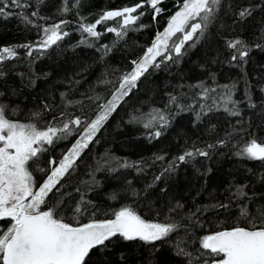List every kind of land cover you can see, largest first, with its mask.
<instances>
[{"label": "trees", "instance_id": "trees-1", "mask_svg": "<svg viewBox=\"0 0 264 264\" xmlns=\"http://www.w3.org/2000/svg\"><path fill=\"white\" fill-rule=\"evenodd\" d=\"M140 2L80 0L78 8L62 14L58 11L62 0H45L39 6L40 15L50 19L35 23L51 25L66 19L70 23L64 30L69 35L46 51H34L32 57L18 46L34 45L40 39V29L25 24L18 15L0 17V48L16 46L18 52V57L0 65L4 74L0 77V105L6 106L8 118L38 126L60 124L61 114L63 119L93 120L99 105L112 97L121 77L133 69L132 62L144 55L183 0H161L158 7L162 11L155 20L154 10L145 3L138 9L145 15L122 37L106 32L107 27H118L119 17L97 26L96 30L103 33L99 39L82 34L79 20L86 17L85 23H94L105 11ZM29 3L32 6L24 9L28 15L37 7L36 0ZM72 3L68 0L69 7ZM244 7L251 8L252 14L241 20L238 12ZM237 38L249 49L244 61H232L233 50L227 47L228 41ZM194 41L185 44L181 57L168 52L165 56L171 54L172 60L157 58V62L163 61L160 66L149 67L136 87L120 100L57 185L60 191L54 189L49 194V204L64 201L59 210L70 221L72 209L83 194L90 203L81 205L80 223H88L93 217L108 219L121 207H131L146 220L164 222L169 217L183 227L152 244L116 237L107 249H93L86 258L88 264H187L186 257L176 254L177 244L184 242L183 247L198 255V250L203 251L199 240L204 235L237 225L247 227L248 221L240 216L241 205L248 206L250 215L264 208V162L237 155L253 138L264 143V0H222L216 19ZM225 86L232 90L231 99L238 102V116L224 111L225 103L219 97L224 95ZM205 88L215 91L205 97ZM172 97L176 98L174 103ZM249 97L254 108L249 106ZM214 99L219 107L213 106L197 120L200 105H212ZM67 101H72L71 105ZM153 109L165 112L169 124L161 129L159 138L150 139L153 129L132 122V118L141 117L146 122ZM37 112L40 116L35 119L33 113ZM72 127V134L45 145L47 151L40 154L38 162H29L38 184L46 179L39 168L47 170L50 160L59 162L81 135L82 128ZM193 146L207 150L209 155L186 158V162L176 159ZM160 156L162 160L157 159ZM174 161V169L165 172ZM125 162L132 166H120ZM242 185H246L247 197L234 198L236 187ZM221 203L229 207H212ZM177 204L183 207L176 208ZM173 208L175 211H170ZM192 213L195 216L190 220ZM9 223L0 221V228L6 229Z\"/></svg>", "mask_w": 264, "mask_h": 264}, {"label": "snow or ice", "instance_id": "snow-or-ice-1", "mask_svg": "<svg viewBox=\"0 0 264 264\" xmlns=\"http://www.w3.org/2000/svg\"><path fill=\"white\" fill-rule=\"evenodd\" d=\"M44 2L45 0H36V10L28 15L24 9L32 6L29 0H0V17L18 15L25 24L40 29V39L34 45L18 46L26 50L28 57H32L34 51H46L69 35L64 30V26L70 23L66 19L51 25L35 23L37 19L45 21L50 19L40 15L39 6ZM145 3L154 10L153 20H155L156 14L162 11L158 7L161 0H141L134 6L105 11L94 23H85L87 18L81 17L79 30L82 34L87 33L89 37L99 39L103 33L96 30L97 26L119 17L121 19L117 21L118 27H107L106 32H114L117 37H122L130 30V25H135L145 15L143 12H138ZM79 4L80 0H73L69 7L68 0H62V6L58 11L67 14L72 8H78ZM221 6L222 0H183L163 33L157 34L144 55L138 61L132 62L133 69L121 77L119 87L113 92L111 99L99 105L100 111L93 120L83 121L80 117L63 119L61 114L60 124L38 126L36 123H20L9 119L6 115V106L0 105V221L10 222L6 229L0 228V264H88L86 258H90L93 249H107L109 242L116 237L124 241L140 240L152 244L166 239L183 227L169 217H166L164 222L146 220L131 207H121L108 219L96 220L93 217L88 223H80L78 217L83 214L81 205L90 203L84 200L83 194L79 203L72 209L73 217L70 221L63 211L59 210L64 201L58 199L55 204H49V194L53 193L54 189L56 192L60 191L57 185H60L65 175L69 174V170L73 169L82 150L93 141L96 133L116 110L119 101L136 87V82L149 67L160 66V62L163 61L157 62V58L163 56L165 60H172L173 56L171 54L165 56L166 52L181 57L185 44L194 41V37L198 41L204 35L216 19ZM8 9L19 11H7ZM251 14L252 9L244 7L239 10L238 17L243 20ZM177 33L181 35L177 36ZM173 37L176 39L173 40ZM169 41L172 42L171 48ZM81 43L87 41L82 40ZM102 47L110 50L107 45ZM227 47L233 50L232 61H244L249 54L248 46L239 38L228 41ZM16 57H18L16 46L0 48V65L5 60ZM3 75L0 71V77ZM210 91L214 92L215 89L205 88L204 96L207 97ZM231 96L232 90L225 86V93L219 99L225 103L224 111L238 116L240 115L236 107L238 102L233 101ZM171 100L174 103L176 98L172 97ZM71 103L72 101H67V105ZM228 104H232V107H227ZM213 106L219 107L215 99L212 105L201 104L199 112L196 113L197 120L212 111ZM249 106L255 107L250 97ZM45 108H48V105H45ZM184 110L186 109L181 108V111ZM39 116L40 113H33V118L38 119ZM132 122H141L146 129H153L149 134L150 139L159 138L162 135L161 129L169 124V116L163 111L153 109L148 114L146 122L141 117H133ZM72 126L82 128V134L59 162L50 160L47 170L39 168V171L45 173L46 179L38 184L30 171L29 162H38L40 154L47 151L45 145L51 146L54 141L72 134ZM218 143L222 145L224 142L218 141ZM212 147L214 145H208V148ZM208 155L207 150L193 146L176 159L186 162V158ZM237 155L264 162V144L253 138L237 152ZM157 159L162 160L163 157ZM120 166L132 165L125 162ZM174 167L175 161L164 171L169 172ZM155 179L159 180L160 176ZM245 187L246 185L237 186L233 197L236 199L247 197ZM182 207L181 204L176 205V208ZM212 207L228 208L229 205L221 203ZM170 211H175V208ZM196 211L199 212L200 209ZM194 216L195 213H192L188 219L191 220ZM240 216L248 221L247 227L237 225L204 235L199 240V248L203 251L198 250V255L183 247L184 242H182L176 245V254L186 257L187 264H264V208L250 215L248 206L241 205Z\"/></svg>", "mask_w": 264, "mask_h": 264}, {"label": "rangeland", "instance_id": "rangeland-1", "mask_svg": "<svg viewBox=\"0 0 264 264\" xmlns=\"http://www.w3.org/2000/svg\"><path fill=\"white\" fill-rule=\"evenodd\" d=\"M178 10H179V9H178ZM167 25H168V24H167ZM167 25H166V27H167ZM166 27H165V28H166ZM165 28H164V29H165ZM164 29H163L161 32H159V33H163ZM157 34H158V33H157ZM180 35H181L180 33H177V36H180ZM156 36H157V35H156ZM156 36H155V38H156ZM155 38L153 39L152 43L154 42ZM175 39H176V37H173V40H175ZM152 43H151V45H152ZM151 45H150V46H151ZM150 46H149V47H150ZM169 46H170V48H171V46H172V42H171V41H169ZM166 53H168V52H166ZM166 53H165V54H166ZM110 99H111V98H110ZM119 102H120V101H119ZM95 118H96V117H95ZM95 118H94V119H95ZM15 122H18V121H15ZM81 134H82V133H81ZM79 137H80V136H79ZM79 137H78L77 139H79ZM77 139H76V140H77ZM75 142H76V141H75ZM75 142L73 143V145L75 144ZM73 145H72V146H73ZM72 146H71V147H72ZM71 147L68 149V151L71 149ZM68 151H67V152H68ZM67 152H66V153H67ZM66 153H65V154H66Z\"/></svg>", "mask_w": 264, "mask_h": 264}, {"label": "water", "instance_id": "water-1", "mask_svg": "<svg viewBox=\"0 0 264 264\" xmlns=\"http://www.w3.org/2000/svg\"><path fill=\"white\" fill-rule=\"evenodd\" d=\"M262 144H264V143H262Z\"/></svg>", "mask_w": 264, "mask_h": 264}]
</instances>
